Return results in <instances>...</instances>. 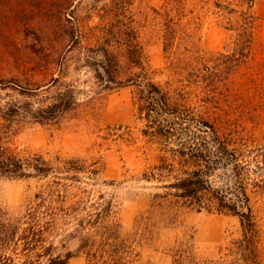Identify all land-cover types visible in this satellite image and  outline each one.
Instances as JSON below:
<instances>
[{
  "label": "rangeland",
  "instance_id": "rangeland-1",
  "mask_svg": "<svg viewBox=\"0 0 264 264\" xmlns=\"http://www.w3.org/2000/svg\"><path fill=\"white\" fill-rule=\"evenodd\" d=\"M214 1L0 0V105H38L44 96L66 87L72 88L77 98L75 108L57 122L40 124L25 118L9 143L23 157L41 153L47 158L59 155L62 160L72 159L70 172L43 179L0 177V208L11 218H18L31 194L62 180L69 185L66 204L78 205L71 215L57 221L51 234L63 253L66 249L76 251L77 239L65 237L75 231L78 220L96 218L109 200L121 203L122 221L132 225L135 217L149 207L151 195L164 191L162 183L144 178L158 163L160 147L142 133L144 124L135 116L133 88L105 89L87 61L98 54L99 45L113 41L122 31L149 76L165 85L177 78L167 70L163 51L166 18L197 23L201 47L208 52L222 50L226 30L217 19ZM257 13L258 46L250 63L231 78L238 91L224 93L221 101L213 100L210 111L218 113L212 116L218 127L227 133L239 132L248 141L249 152H245L238 169L248 174L264 264V167H256L257 158L264 155V0L258 3ZM70 27L75 31L74 38ZM115 49L119 77L139 71L122 49ZM203 64L194 65V75L204 70ZM54 78L58 81L52 82ZM251 80L255 83L247 82ZM243 81L245 86L240 85ZM8 85L27 89L44 85V90L27 95ZM74 174L76 178L62 179ZM221 179L217 177L214 183L222 186ZM179 220L178 228L163 230L160 240L144 251V258L166 264L164 248L181 236L187 225L195 226L204 255L216 254L223 240L239 229L238 217L213 209H187ZM68 264H86V259L78 253Z\"/></svg>",
  "mask_w": 264,
  "mask_h": 264
},
{
  "label": "trees",
  "instance_id": "trees-1",
  "mask_svg": "<svg viewBox=\"0 0 264 264\" xmlns=\"http://www.w3.org/2000/svg\"><path fill=\"white\" fill-rule=\"evenodd\" d=\"M260 1H214L217 19L226 30L223 49L215 52L201 47L197 23L167 17L163 51L167 70L177 78L165 85L149 76L122 31L113 41L96 48L98 54L87 64L103 87L133 88L135 116L144 124L142 133L158 144L161 152L158 163L144 178L162 183L164 191L151 195L149 207L130 226L122 221L121 203L107 201L96 218L78 220L75 231L65 237L77 239L76 251L66 249L63 253L51 234L57 221L71 215L78 205L66 204L69 185L55 180L58 188L50 186L29 196L22 216L11 218L8 211L0 208V264H68L78 253L84 255L86 264H156L151 258H144V251L160 240L163 230L178 228L179 217L187 209H213L236 216L239 229L223 240L216 254L204 255L195 226L187 225L182 235L164 248L166 264H262L260 229L251 205L248 174L238 169L245 152H249L248 141L239 132L227 133L218 127L212 119L218 113L210 111L213 100L221 101L224 93L232 95L238 91L231 78L254 56L259 42ZM69 30L74 38L73 27ZM116 47L123 50L138 72L125 78L118 76ZM202 64L204 70L194 75V65ZM244 83L240 85L245 86ZM8 86L27 95L44 90V85L34 89ZM76 105L77 98L70 87L44 96L38 105H0V177L43 179L70 172L72 159L62 160L59 155L47 158L41 153L23 157L9 143L25 118L40 124L54 123ZM260 158L256 160L257 168L264 167V155ZM67 176L76 178L74 174L62 179ZM217 177L222 178V186L214 183ZM61 241L64 245V239Z\"/></svg>",
  "mask_w": 264,
  "mask_h": 264
}]
</instances>
